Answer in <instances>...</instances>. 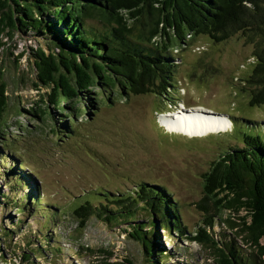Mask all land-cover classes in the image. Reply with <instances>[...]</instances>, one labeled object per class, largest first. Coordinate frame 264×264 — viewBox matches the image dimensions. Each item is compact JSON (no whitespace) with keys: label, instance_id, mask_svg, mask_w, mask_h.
I'll return each instance as SVG.
<instances>
[{"label":"rangeland","instance_id":"obj_1","mask_svg":"<svg viewBox=\"0 0 264 264\" xmlns=\"http://www.w3.org/2000/svg\"><path fill=\"white\" fill-rule=\"evenodd\" d=\"M5 40L6 45L0 50V74H4L8 84L10 106L7 124L0 131V149L7 154V168L0 169V186L10 192L4 171L16 167L12 162L27 163L20 176L32 172L37 177L36 187L25 184L27 188L21 195L38 189L44 205L53 210V206L59 207L60 218H52L53 226L46 229L42 225L46 219L42 213L26 217L16 207L0 210V226L12 228L19 217H25L24 223L15 226V232L7 237L11 247L8 253L5 251L7 260H1L2 264L25 261L26 254H30L26 264H121L128 258L134 264H148L142 243L129 235L132 229L129 221L109 223L91 217L87 226L82 227L69 212L84 195L98 204L106 200L103 193L132 192L138 183L165 185L178 203L180 217L191 235L201 226L208 227L209 212L200 204L205 197V173L225 150L243 146L239 122L252 121L251 126L257 132L261 126L264 132V105L251 104L252 88L244 81L255 62L251 43L242 35L220 43L201 35L175 46L172 61L177 65L175 77L180 86L179 95H173L174 100L180 99L177 109L169 107L167 100L156 93L127 97L114 93L115 101L105 102L91 116V121L87 120L88 115L81 114L79 129L65 139L53 132L52 119L43 121L33 110L44 107L41 98L47 102L46 93L50 90L39 84L34 55L40 48L50 52L53 42L30 30L17 31L13 38ZM92 90L100 88L96 86ZM83 105L85 109L89 107L86 101ZM198 106L227 114L232 125L225 131L191 136L170 131L160 121L165 114L162 111ZM237 123L239 133L232 136ZM222 197L219 194L217 199ZM215 201L216 198H211L209 208L218 218L208 230L215 237L229 238L250 259L253 249L225 223L236 214L226 208L217 211ZM60 207L66 209L65 215ZM148 214L138 212L133 223H144ZM40 230L51 234L52 243H59L61 251L53 253L44 242L42 249L46 255L33 253L32 248L43 240ZM153 232L159 244L158 252L166 255L164 264L213 263L211 249L202 242L183 238L177 231H165L162 226L153 228ZM2 246L8 245L0 243V254L4 251Z\"/></svg>","mask_w":264,"mask_h":264},{"label":"trees","instance_id":"obj_2","mask_svg":"<svg viewBox=\"0 0 264 264\" xmlns=\"http://www.w3.org/2000/svg\"><path fill=\"white\" fill-rule=\"evenodd\" d=\"M25 30L54 44L50 52L40 48L34 55L39 84L50 90L46 93L47 102L41 98L44 107L33 110L43 121H54L52 130L59 138L68 139L77 132L81 114L88 115L87 120L91 121L105 102L115 101L114 93L126 97L156 93L167 100L169 107L177 109L180 99L174 100L173 95H179L180 86L172 49L201 35L218 43L242 35L253 45L255 62L244 81L252 88L251 104L264 105V0H0V50L6 45L5 38ZM96 86L100 90L93 92ZM7 87L1 73L0 131L7 124L10 106ZM84 101L89 104L87 109ZM239 123L243 146L225 150L205 173V197L200 204L209 212L208 227H214L218 218V214L210 213L213 197L217 211L226 208L236 214L225 223L253 249L250 259L229 238L215 237L208 227L201 226L191 235L180 217L178 203L165 185L138 183L132 192L103 193L106 200L98 204L84 195L69 212L82 227L91 217L109 223L129 221V235L142 243L148 264H164L166 258L158 252L159 244L154 240L153 228L160 226L168 232L177 231L188 240L202 242L211 249L212 264H264V132L262 126L257 132L252 121ZM235 129L232 136L239 133L238 123ZM0 158V169L7 168V154L1 149ZM18 164L12 162L16 167L4 171L10 192L0 186V210L16 207L26 217L42 213L46 218L43 228L49 229L52 218H60L59 207L53 206V210L44 205L38 189L21 195L26 185L36 187L37 177L32 172L20 176L27 163ZM219 194L223 197L217 199ZM60 209L61 214L67 213L64 207ZM140 211L149 212V217L144 223H133ZM24 219L19 217L12 228L0 226V243L8 245L1 247L4 251L0 264L7 260L10 234ZM41 233L43 240L32 248L33 253L46 255L44 242L53 253L61 251L59 243H52L51 234L43 230ZM29 258L30 254L24 255L25 261ZM25 261L11 264H26ZM121 264L134 262L128 258Z\"/></svg>","mask_w":264,"mask_h":264},{"label":"bare ground","instance_id":"obj_3","mask_svg":"<svg viewBox=\"0 0 264 264\" xmlns=\"http://www.w3.org/2000/svg\"><path fill=\"white\" fill-rule=\"evenodd\" d=\"M182 109V108H181ZM227 115L216 113L205 107H184L181 111H170L162 115L161 123L170 131L191 136H202L212 131H225L232 125Z\"/></svg>","mask_w":264,"mask_h":264},{"label":"water","instance_id":"obj_4","mask_svg":"<svg viewBox=\"0 0 264 264\" xmlns=\"http://www.w3.org/2000/svg\"><path fill=\"white\" fill-rule=\"evenodd\" d=\"M56 51H57V49H55ZM225 115H227V114H225Z\"/></svg>","mask_w":264,"mask_h":264}]
</instances>
